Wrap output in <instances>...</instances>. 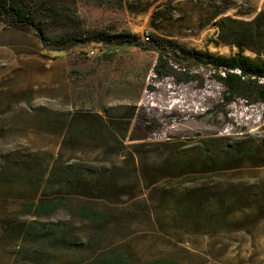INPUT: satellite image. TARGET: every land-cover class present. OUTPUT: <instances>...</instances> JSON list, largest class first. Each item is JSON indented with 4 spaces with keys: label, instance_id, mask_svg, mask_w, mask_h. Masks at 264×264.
<instances>
[{
    "label": "rangeland",
    "instance_id": "1",
    "mask_svg": "<svg viewBox=\"0 0 264 264\" xmlns=\"http://www.w3.org/2000/svg\"><path fill=\"white\" fill-rule=\"evenodd\" d=\"M124 4L125 11H100L89 0H77V9L86 26L106 24L110 31L126 27L139 42L148 35L223 56H233L239 49L220 43L218 21L224 17L249 21L264 11V0H124ZM46 27L52 40L65 33L53 21ZM107 51L95 43L61 50L53 42H42L33 31L0 20V170L30 166L27 172L19 170L13 183L0 182V264H88L111 249L129 255L136 264L164 260L264 264L262 101L226 102L224 82L206 67L186 70L171 62L169 73L157 76V53L122 46L105 57ZM244 54L264 59V53L258 56L250 49ZM75 113L100 114L109 122L129 120L123 141L126 156L112 158L67 140L66 127ZM156 143L190 152L211 147L217 153L245 146L258 156L235 169L222 166L209 174L164 179L148 170L160 156L146 157L150 146L133 147ZM67 165L95 173L111 167L124 175L129 172L118 206L89 204L111 214V226L93 231L76 212L85 200L46 188L51 172ZM188 188L231 200L219 210L224 212L220 219L187 222L179 217L175 203ZM61 197L68 199V208L51 215L28 213L32 202ZM51 222H67L74 237L90 244L88 249L73 253L48 241L40 249L24 239L29 225Z\"/></svg>",
    "mask_w": 264,
    "mask_h": 264
},
{
    "label": "trees",
    "instance_id": "2",
    "mask_svg": "<svg viewBox=\"0 0 264 264\" xmlns=\"http://www.w3.org/2000/svg\"><path fill=\"white\" fill-rule=\"evenodd\" d=\"M89 3L100 11L117 8L125 11L124 0H89ZM221 13H217V17ZM77 9V0H0V20L9 22L17 28H25L36 33L44 42H53L61 50L87 44H101L109 52L119 47H137L145 52H155L158 57L154 66V73L165 76L170 71V64L174 62L186 70L209 68L216 78L224 82L226 92L224 100L233 102L236 98L258 99L264 104V59L251 58L244 54V49L254 51L258 56L264 53V11L254 19L238 20L231 17L221 18L218 39L221 44L236 46L239 51L233 56L216 55L210 51H200L179 45L170 39L152 37L148 41L139 42L132 32L126 28L112 27L110 31L106 24H83ZM60 24L65 33L52 40L48 35L47 25L52 22ZM111 59V58H110ZM255 99V100H256ZM131 122L120 120H106L100 114L80 115L72 114L66 127V138L75 143L80 142L89 150L101 152L112 158L126 156L127 138ZM67 140L63 143L66 148ZM167 143L138 144L134 148L150 146L146 151H137L140 155L158 154L160 160L148 166V170L161 174L167 178H186L191 175H204L217 170L235 169L237 164L246 160L256 159L258 154L253 148L237 146L226 153L214 152L211 147L185 151L181 148L168 149ZM136 153V152H135ZM134 153L130 154L134 158ZM135 161V160H134ZM29 165L23 164L19 168L3 167L0 170V182L11 184L19 178V170L29 171ZM129 172L118 173L115 167L103 172L95 173L78 165H67L64 169L51 172V179L46 182V188L56 189L60 194L80 198L86 203L76 209V212L90 225L91 229L99 232L113 223L112 215L101 212L93 203H107L112 207L119 205V196L123 197V180ZM55 174V175H54ZM127 174V175H126ZM22 178V177H21ZM206 189L188 188L175 203L179 217L184 221L203 218L208 221L220 219V212L227 200V195L215 194L209 197ZM239 200V197H237ZM236 199H232L234 202ZM68 199L57 198L52 201L40 200L30 203L29 214L37 216L51 215L59 209L68 208ZM233 208V207H232ZM236 209V208H235ZM230 210V208H229ZM69 224L41 223V226L29 225L24 231V239L33 241L40 249L46 241L67 249L73 253H82L90 244L78 240L69 231ZM68 228V229H67ZM169 261L164 260V264ZM88 264H136L125 254L114 252L113 249L101 251Z\"/></svg>",
    "mask_w": 264,
    "mask_h": 264
},
{
    "label": "built area",
    "instance_id": "3",
    "mask_svg": "<svg viewBox=\"0 0 264 264\" xmlns=\"http://www.w3.org/2000/svg\"><path fill=\"white\" fill-rule=\"evenodd\" d=\"M145 41H148L150 40V37L147 35L145 38H144ZM93 54V53H92Z\"/></svg>",
    "mask_w": 264,
    "mask_h": 264
}]
</instances>
